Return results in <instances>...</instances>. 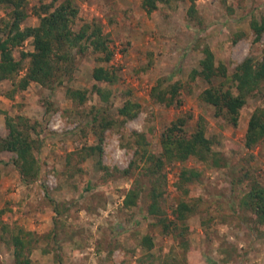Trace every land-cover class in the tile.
I'll return each mask as SVG.
<instances>
[{"label":"rangeland","instance_id":"obj_1","mask_svg":"<svg viewBox=\"0 0 264 264\" xmlns=\"http://www.w3.org/2000/svg\"><path fill=\"white\" fill-rule=\"evenodd\" d=\"M141 3L75 1V28L92 22L101 28L112 52L108 63L93 54L77 56L73 80L53 90L37 83L16 90L11 81L0 82V136L6 135V117L27 119L39 164L37 179L25 184L13 164L16 156L0 152V264H13L8 239L16 229L32 233L31 264H264V226L240 206L252 181L264 184L263 146H244L251 114L264 108V84L247 99L232 126L200 99L209 86L227 89L231 83L220 77L211 85L190 79L205 47L228 77L245 58L261 59L264 34L254 42L249 22L264 15V0H197L193 16L186 0L159 1L151 13ZM39 5V0L28 1L21 28L38 24L33 9ZM8 12L0 7V29ZM32 50L26 40L12 55L19 59L20 52ZM98 66L115 71L117 81H94L92 70ZM23 75L24 70L18 78ZM159 80L181 85L180 107L153 101L150 91ZM66 87L85 91V101L68 99ZM128 100L139 105V112L125 121L117 110ZM178 117H189L188 133L201 123L220 159L218 166L191 158L164 168L159 205L166 216L173 220L171 212L180 202L195 208L183 224V236L164 234L157 218L147 214V178L140 180L137 205L123 206L139 177L138 169H129L133 133L144 135L149 151L158 155L161 133ZM102 118L113 121L103 132L102 152L82 160V151L98 143ZM182 169L200 173L186 193L176 187Z\"/></svg>","mask_w":264,"mask_h":264},{"label":"trees","instance_id":"obj_2","mask_svg":"<svg viewBox=\"0 0 264 264\" xmlns=\"http://www.w3.org/2000/svg\"><path fill=\"white\" fill-rule=\"evenodd\" d=\"M29 0H0V7H6L8 19L0 29V82L11 81L16 90H25L30 83H37L49 90L58 86H64L66 82L73 80L76 70L75 58L87 54L97 55V60L108 63L112 58L109 48V39L103 34L101 28L92 23H83L75 28L78 17L76 0H39L40 5L33 9V14L39 22L33 27L21 28V24L28 17L26 6ZM166 0H142V8L151 13L157 8L158 2ZM190 7L189 16L195 14V2L197 0H186ZM249 27L254 35V42H259L264 34V15L259 19L252 18ZM26 40H31L33 50L31 52H20L19 59L12 55L14 49L19 48ZM24 70V75L19 77ZM92 79L96 82L114 84L117 81L115 71L104 66L94 67ZM224 78L231 83V88L224 89L223 85H211L216 78ZM200 78L209 86L200 94V99L215 109L216 116L236 126L240 110L246 104L247 99L253 95L264 84V50L260 60L253 57L245 58L237 65L231 74L227 76L226 68L222 64H216L211 51L205 47L203 58L199 62V69L190 73V79ZM17 80V81H16ZM235 90V94L232 92ZM181 85L178 82L167 83L157 81L150 91V97L155 103L166 107H180L179 98ZM98 94L106 99V94L97 90ZM85 91L66 87L65 94L73 102L83 103L86 99ZM139 112V105L126 101L117 110L119 117L123 120L135 118ZM189 118V117H188ZM188 118L178 117L172 121L161 133L160 153L155 155L149 151V143L142 134L133 133L134 160L129 169H138L139 177L136 179L134 188L130 189L123 200L125 208L137 205V200L143 190L141 179L147 178L150 189L147 193L149 205L147 214L157 218L158 224L164 234L184 235L187 227L185 221L195 213L193 205L180 202L171 212L173 220L166 216L159 203L163 196L162 187L166 177L163 173L167 165L173 163H184L191 158L204 163L219 165V157L212 150V140L206 137L201 123H198L193 132L188 133L186 123ZM94 121L97 120L95 116ZM113 121L102 118L101 130L97 134V145L85 149L82 160L94 154L102 152L103 132L110 127ZM5 137L0 136V152H10L16 157L13 161L23 183L34 182L39 175V164L35 157L38 144L30 137L29 121L22 117L12 119L5 118ZM262 145L264 149V108H257L250 116L244 137V146L251 149ZM129 169L125 172L128 173ZM200 173L195 169H182L177 176L176 187L183 189L198 180ZM240 206L242 209L252 213L255 222L264 226V184L252 181L248 190L243 195ZM32 233L23 229H16L10 234L9 246L13 250V264H31L29 253L32 249ZM144 244L150 248L151 241L144 237ZM186 242V241H185Z\"/></svg>","mask_w":264,"mask_h":264}]
</instances>
